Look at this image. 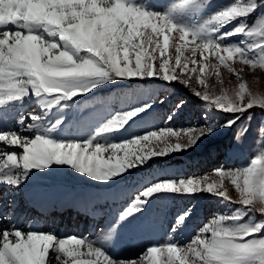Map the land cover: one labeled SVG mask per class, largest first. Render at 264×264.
Segmentation results:
<instances>
[{
	"label": "snow or ice",
	"instance_id": "1",
	"mask_svg": "<svg viewBox=\"0 0 264 264\" xmlns=\"http://www.w3.org/2000/svg\"><path fill=\"white\" fill-rule=\"evenodd\" d=\"M261 74L264 0H0V201L13 197L0 203V264H264V150L203 175L153 169L221 129L246 139L254 111H264V91L253 87ZM172 85L201 102V123L174 128L172 112L150 126L154 105L166 102L160 89ZM112 88L119 110L98 95ZM32 105L38 111H8ZM80 125L87 138L72 135ZM65 166L108 190L80 194L81 205L122 201L95 238L20 226L15 196L45 206L30 186ZM129 177L136 183L120 188ZM200 194L226 211L182 242L174 234L191 218L185 209L162 242L149 240L134 257L112 254L121 230H147L155 202Z\"/></svg>",
	"mask_w": 264,
	"mask_h": 264
},
{
	"label": "rangeland",
	"instance_id": "2",
	"mask_svg": "<svg viewBox=\"0 0 264 264\" xmlns=\"http://www.w3.org/2000/svg\"><path fill=\"white\" fill-rule=\"evenodd\" d=\"M156 2L164 3L165 0H156ZM224 2L226 0H214V3L217 4ZM155 86L160 88L159 83ZM253 87L258 92L264 91V74L259 76ZM117 94L118 89L115 88L98 93L99 96L111 99L112 107L119 110L120 102L118 99H114ZM159 94L160 99L166 98V102L162 104L157 102L154 105V111L148 118L151 127H163L164 121L172 112L175 114L171 125L174 128L188 127L202 122L204 106L181 85L164 86L160 89ZM181 98L185 101L184 107L181 111H176L174 105ZM82 103L91 105L94 104V101L86 100ZM8 111L11 116L15 117L20 112L27 113L38 111V109L32 105L26 106L24 109H9ZM98 111L99 109L93 110V115H96ZM247 123L250 132L244 140L236 141L233 131L221 129L195 150L158 161L157 165H153V169L163 167L168 169L170 175L190 176L203 175L214 167L245 166L251 158L264 150V136L260 132L261 127H264V111L256 109L253 119ZM10 126H12L11 122L5 125V127ZM88 134L89 129L80 125L72 135L87 138ZM151 171L152 169L146 170V172ZM135 175L138 176L141 173ZM135 183L136 177H129L119 187H130ZM30 188L43 192L46 195L47 203L41 207L31 202L25 193H20L17 198L18 207L16 210L20 226L27 229L31 225L34 230L53 232L61 237L90 236L95 238V233L98 232L97 225L106 224L122 204L119 199H101L86 206L78 203L77 197L82 193L108 190L85 181L67 166L55 173L37 176ZM21 206L26 208L21 209ZM185 209L192 212L191 218L187 220L184 227L174 234L175 238L182 242L186 241L202 223H207L214 215L226 211L217 199L207 194H200L196 197L169 196L153 204L150 213L151 223L146 231L139 232L131 228L121 230L111 249L112 254L121 258L134 257L149 240L162 242L169 235H173L171 225L175 222L177 215ZM3 210L8 211L9 209L4 208ZM69 212L74 213L72 218L68 216ZM56 213L63 215V220L58 219L56 226L49 224L48 220H44Z\"/></svg>",
	"mask_w": 264,
	"mask_h": 264
},
{
	"label": "bare ground",
	"instance_id": "3",
	"mask_svg": "<svg viewBox=\"0 0 264 264\" xmlns=\"http://www.w3.org/2000/svg\"><path fill=\"white\" fill-rule=\"evenodd\" d=\"M26 114V113H25ZM10 127H12V126H10ZM19 196H20V194H18L17 196H15V199L17 200V198H19ZM11 199H13V197L12 196H7L3 201H0V203H3V204H6L8 201H10ZM24 208H26V207H24V206H21V209H24ZM27 214V213H26ZM65 216V215H64ZM68 216L70 217V218H72L73 216H74V213L73 212H69L68 213ZM60 220V221H62L63 220V215L62 214H59V213H56V214H54V215H52V216H50V217H47L46 219H44V220H48V223L49 224H52L53 226H56V224H57V220ZM59 221V222H60ZM65 221V220H64Z\"/></svg>",
	"mask_w": 264,
	"mask_h": 264
}]
</instances>
